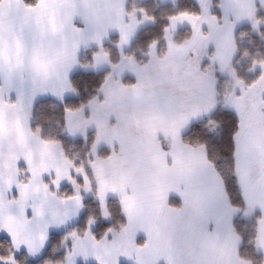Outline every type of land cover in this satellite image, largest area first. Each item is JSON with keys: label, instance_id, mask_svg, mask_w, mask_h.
I'll return each instance as SVG.
<instances>
[{"label": "snow or ice", "instance_id": "obj_1", "mask_svg": "<svg viewBox=\"0 0 264 264\" xmlns=\"http://www.w3.org/2000/svg\"><path fill=\"white\" fill-rule=\"evenodd\" d=\"M126 4L0 0V264H29L53 227L62 254L44 264H264V51L237 42L264 40V0L177 9L140 57L156 18Z\"/></svg>", "mask_w": 264, "mask_h": 264}, {"label": "trees", "instance_id": "obj_2", "mask_svg": "<svg viewBox=\"0 0 264 264\" xmlns=\"http://www.w3.org/2000/svg\"><path fill=\"white\" fill-rule=\"evenodd\" d=\"M141 7L146 9L150 15L155 16L156 22L152 26H148L144 29H141L136 35L130 51H135L137 57H140L141 49H143L146 46L148 41H150L154 37H159L161 35L162 27L165 24H167L168 22L167 16L169 14L175 12L177 9H188L190 11H199V8L194 0H175L174 2H166V3H161L158 0H144V1H140L137 5V8H141ZM239 31H244L247 33L242 37L239 35L237 36V42L240 46L241 51H243L244 49H248L250 51H256V50L264 51V40H261L260 37L255 35L254 33L248 32L247 28L238 29V32ZM188 34H189L188 29L180 30L178 32V36L180 35V38L182 39ZM115 38H116L115 35H113L112 39ZM161 45H162V41H161ZM108 46L111 45L109 44ZM115 54H116L115 50H113V55L115 56ZM237 60L239 61V63L237 64L238 71L242 75L246 74L245 70L248 65L247 58L238 56ZM93 80H95V78H93ZM93 80H89L86 83L83 81H77L78 86L82 88V95H87L88 92L92 91L94 87ZM85 88L87 89V91H83V89ZM37 107L39 113L47 114L52 117L45 123V131L47 133H53V134L57 133L59 129L57 124L55 123V120H56V114L59 112V109L58 108L53 109L49 106V98L40 100ZM189 138L194 139L195 136L190 134ZM65 148L69 149L71 152L79 153L81 155L83 154L84 151V148L82 147L79 141H72L70 139L66 140ZM111 207L113 211V219H116L117 218L116 204L113 202ZM94 211H95V205L93 202H91V199L89 198V202L87 203L86 209L81 214L78 223L73 226L82 227L87 213ZM102 228H103L102 225H98L97 231H102ZM62 234L63 232L50 233L48 239V247L46 248L45 253L37 259L28 258L29 264H44V260L46 259L52 261L57 260L62 254V249L60 245V238ZM2 246L3 244L0 243V248H2ZM121 264H127V263L122 262Z\"/></svg>", "mask_w": 264, "mask_h": 264}, {"label": "rangeland", "instance_id": "obj_3", "mask_svg": "<svg viewBox=\"0 0 264 264\" xmlns=\"http://www.w3.org/2000/svg\"><path fill=\"white\" fill-rule=\"evenodd\" d=\"M140 1H142V0H128L127 1V7H129V9H131L132 7H136L137 8V5H138V3L140 2ZM144 1V0H143ZM175 1V0H174ZM174 1H170V2H174ZM195 2H196V4H197V1L198 0H194ZM160 2V1H159ZM162 3V2H161ZM166 3V2H165ZM197 6H198V4H197ZM199 8V7H198ZM152 25H154V23H150V22H146V23H144L143 25H141L140 27H139V29H138V32L141 30V29H144V28H146V27H148V26H152ZM185 29H188V31H189V33H190V29H189V25L187 24V23H183V24H180V23H178L177 25H176V28H175V39L176 40H181L182 38H180V35L178 36V32L180 31V30H185ZM138 32H137V34H138ZM156 34V33H155ZM179 37V39H178V37ZM136 37V36H135ZM135 39V38H134ZM134 41V40H133ZM163 43H164V41L162 40V45H163ZM62 190H66V191H71V186L70 185H68L67 183H65L64 185H63V187H62ZM83 213V212H82ZM81 213V214H82ZM81 216V215H80ZM79 219H80V217H78V218H76V219H74L73 221H72V224H70L68 227L70 228L71 226H73V225H75V224H77L78 223V221H79ZM66 229H64V228H56V227H53V228H51L50 230H49V234L50 233H61V232H64ZM2 235H4L3 233H0V236H2ZM48 247V241H47V245H46V247H45V249L43 250V252H42V254H40V255H37V256H35V257H28L29 259H37V258H39V257H41L44 253H45V251H46V248ZM127 263L126 261H124L123 259H122V261H121V263ZM76 264H95V261L91 258V257H89L87 260H84L82 257H78L77 258V261H76Z\"/></svg>", "mask_w": 264, "mask_h": 264}, {"label": "crops", "instance_id": "obj_4", "mask_svg": "<svg viewBox=\"0 0 264 264\" xmlns=\"http://www.w3.org/2000/svg\"><path fill=\"white\" fill-rule=\"evenodd\" d=\"M128 1V0H127ZM143 1V0H142ZM158 1H160V2H162V3H165V2H170V1H174V0H158ZM197 4H198V1H197ZM127 5V4H126ZM189 29H190V26H189ZM43 99H47V97H45V98H41V100H43Z\"/></svg>", "mask_w": 264, "mask_h": 264}]
</instances>
